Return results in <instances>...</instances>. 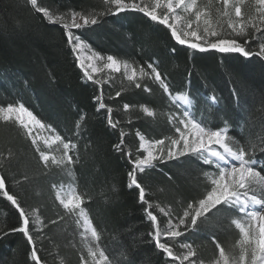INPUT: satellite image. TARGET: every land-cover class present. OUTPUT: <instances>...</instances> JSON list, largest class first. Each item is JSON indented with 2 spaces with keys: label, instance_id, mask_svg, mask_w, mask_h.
<instances>
[{
  "label": "trees",
  "instance_id": "1",
  "mask_svg": "<svg viewBox=\"0 0 264 264\" xmlns=\"http://www.w3.org/2000/svg\"><path fill=\"white\" fill-rule=\"evenodd\" d=\"M40 2L58 11L72 8L99 13L104 9L103 0ZM198 2L203 7L207 0ZM84 34L88 50L105 58L113 55L139 66L147 59L145 53L155 54L162 74L171 82L173 95L188 96V110L198 119L214 126L231 117L235 124L230 127L237 138L254 142L264 139V61L235 53L193 52L176 45L163 26L139 13L105 16ZM172 47L177 49L175 54L170 52ZM97 63L100 71L93 75L101 83L82 80V71L59 27L38 19L27 0H0V105L24 103L38 118L77 142L80 157L73 175L55 165L46 168L24 130L0 121V175L6 176L9 190L21 199L29 215L38 214L43 223L41 229L32 231L43 264H81V255L94 264L88 246L96 243L115 264H126L130 257L135 264H163L164 257L147 235L151 228L138 203V191L127 187L130 165L112 146L119 142L121 129L126 150L133 154L140 144L137 131L146 139L175 136L168 117L184 108L152 81H146L153 89L146 93L130 85L122 72L102 68L99 60ZM101 90L103 102L113 108V118L121 121L117 129L106 126V110L97 112L93 96ZM234 90L239 92L238 102ZM125 103L132 105L128 111L123 108ZM141 106L151 108L156 115L147 117ZM81 116L82 127L77 129ZM77 132L82 136L77 137ZM38 140L44 148L43 139ZM140 179L150 202L168 208L174 216L182 215L187 203L202 198L210 187L201 166L191 157L159 163ZM65 185L84 195L88 214L101 234L99 242L85 236L78 217L68 214L56 200L57 188ZM234 218H240L237 210L210 213L206 220L198 221L197 230L177 239L174 250L186 251L179 244L191 242L197 252L192 259L213 264L219 256L212 239L215 236L222 247L238 255L239 248L233 245L240 233L231 223ZM160 220L166 226L167 217L161 215ZM18 226L17 211L0 197V264H31L30 246L23 234L2 235Z\"/></svg>",
  "mask_w": 264,
  "mask_h": 264
},
{
  "label": "snow or ice",
  "instance_id": "2",
  "mask_svg": "<svg viewBox=\"0 0 264 264\" xmlns=\"http://www.w3.org/2000/svg\"><path fill=\"white\" fill-rule=\"evenodd\" d=\"M27 4L46 25L62 30L65 42L74 54L85 44L87 38L84 30L93 29L105 16L139 13L149 22L163 26L176 45L186 46L193 52L214 51L222 56L235 53L248 60L256 57L264 61V0H207L203 7L198 0H103L104 9L99 13L72 8L58 11L44 6L40 0H27ZM178 21L181 23L178 24ZM176 51V47L170 49L172 54ZM144 55L147 59L137 66L134 61L130 64L127 60L121 62L113 55H107L105 58L99 53H93V57L101 61L102 68L115 73L122 72L128 83L135 88L151 93L153 89L146 82L150 80L173 103L179 99L189 105L191 101L188 96L173 95L171 82L162 74L159 59L155 54ZM75 61L82 71V80L93 84L101 83L93 75L94 72L100 71V68L86 64L79 55L75 56ZM116 96H120V92H117ZM234 96L238 102L239 92L234 90ZM93 100L98 105L97 112L106 110V126L110 129L119 128L121 121L113 118V108L103 102V90L94 95ZM131 107L128 103L123 105L125 111ZM141 108L147 117L156 115L155 111L147 106ZM77 115H80L78 109ZM83 119L81 116L77 121V129L82 127ZM0 121L16 124L24 130V134L31 139L40 162L46 168L55 165L73 175L74 166L80 162L78 143L62 135L52 123L38 118L22 102L0 105ZM168 122L174 127L175 136L146 139L144 134L137 131L140 144L136 154L126 150L125 133L122 129L119 142L112 146L130 165L127 187L129 190L138 191V203L151 228L147 235L164 257L163 264H204L203 260L192 259L197 252L191 242L179 244L181 249H186L183 252L174 250L175 242L178 238L185 237L189 231L197 230L198 221L202 222L210 213L222 210H237L240 214V218L231 220L240 233V239L233 245V248H239V253L234 255L232 251L226 250L213 236V242L219 250V256L213 264H264V139L254 142L244 137L237 138L232 134L230 125H234L235 121L231 117L210 126L187 108L172 112ZM33 125L51 133L43 140L44 148L33 134ZM76 135L81 137L82 133L77 132ZM182 157L194 158L199 163L204 179L210 187L202 198L189 201L182 215L174 216L168 208L154 206L150 202L140 177L157 168L159 163L179 160ZM6 179V176L0 175V197L10 202L17 211L19 226L2 232V235L16 232L23 234L30 246L28 261L31 264H43L41 256L38 255L41 250L36 247L32 234L33 229H41L43 223L38 214L34 217L29 215L21 199L9 190ZM52 187L56 188V185L53 184ZM56 200L68 214L78 217L77 223L81 225L84 233H90L94 241H100L101 234L88 214L84 195L73 193L63 198L57 192ZM33 211L38 213L36 209ZM161 215L167 217L166 226H163L160 220ZM88 256L94 264H115L99 243L88 246ZM80 262L89 264L88 258L83 255ZM126 264H135L134 258H128Z\"/></svg>",
  "mask_w": 264,
  "mask_h": 264
},
{
  "label": "rangeland",
  "instance_id": "3",
  "mask_svg": "<svg viewBox=\"0 0 264 264\" xmlns=\"http://www.w3.org/2000/svg\"><path fill=\"white\" fill-rule=\"evenodd\" d=\"M178 24L180 23V21L177 22ZM79 55L81 57V59L86 63V64H91L97 68H99L98 63H97V59H95L93 57V52L89 51L87 48V45L84 44V46L77 52L74 54V56ZM98 72V71H97ZM96 73V72H94ZM182 94H177L176 96H181ZM182 103H177L179 105H181L183 108H187L189 109V105H185L184 102L182 100H180ZM32 130H33V134L38 138V139H45L47 137H49L51 134L49 132L44 131V129H41L38 125H33L32 126ZM57 192H59L61 194V196L63 198H67V196L69 194H73L75 193L73 190V187L71 185H65V186H61L59 188H57ZM161 207V206H160ZM82 223V221H81ZM83 230V228H82ZM84 232V231H83ZM85 236L87 237H91L90 233H84ZM92 238V237H91Z\"/></svg>",
  "mask_w": 264,
  "mask_h": 264
},
{
  "label": "bare ground",
  "instance_id": "4",
  "mask_svg": "<svg viewBox=\"0 0 264 264\" xmlns=\"http://www.w3.org/2000/svg\"><path fill=\"white\" fill-rule=\"evenodd\" d=\"M175 96H176V95H175ZM176 101H177L178 103H179V102L182 103L179 99H177Z\"/></svg>",
  "mask_w": 264,
  "mask_h": 264
}]
</instances>
